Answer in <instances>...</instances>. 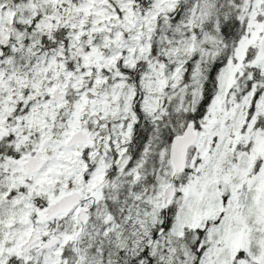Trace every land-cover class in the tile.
Segmentation results:
<instances>
[{"label":"snow or ice","instance_id":"6c2138e0","mask_svg":"<svg viewBox=\"0 0 264 264\" xmlns=\"http://www.w3.org/2000/svg\"><path fill=\"white\" fill-rule=\"evenodd\" d=\"M0 264H264V0H0Z\"/></svg>","mask_w":264,"mask_h":264}]
</instances>
